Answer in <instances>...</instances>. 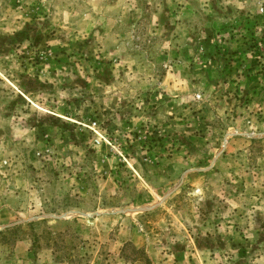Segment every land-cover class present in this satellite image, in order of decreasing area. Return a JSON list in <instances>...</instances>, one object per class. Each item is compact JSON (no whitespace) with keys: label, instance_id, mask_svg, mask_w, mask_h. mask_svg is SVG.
Instances as JSON below:
<instances>
[{"label":"rangeland","instance_id":"374dc122","mask_svg":"<svg viewBox=\"0 0 264 264\" xmlns=\"http://www.w3.org/2000/svg\"><path fill=\"white\" fill-rule=\"evenodd\" d=\"M0 264H264V0H0Z\"/></svg>","mask_w":264,"mask_h":264},{"label":"trees","instance_id":"16d2710c","mask_svg":"<svg viewBox=\"0 0 264 264\" xmlns=\"http://www.w3.org/2000/svg\"><path fill=\"white\" fill-rule=\"evenodd\" d=\"M16 227H10L8 229H5V230H0V242H6V237H5V231H13ZM141 253V258L143 259V264H152L149 257L146 255V253L141 250L140 251Z\"/></svg>","mask_w":264,"mask_h":264}]
</instances>
